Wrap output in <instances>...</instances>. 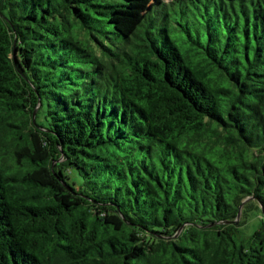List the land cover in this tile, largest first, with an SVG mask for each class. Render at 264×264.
<instances>
[{"label":"trees","instance_id":"obj_1","mask_svg":"<svg viewBox=\"0 0 264 264\" xmlns=\"http://www.w3.org/2000/svg\"><path fill=\"white\" fill-rule=\"evenodd\" d=\"M0 264H264V0H0Z\"/></svg>","mask_w":264,"mask_h":264},{"label":"rangeland","instance_id":"obj_2","mask_svg":"<svg viewBox=\"0 0 264 264\" xmlns=\"http://www.w3.org/2000/svg\"><path fill=\"white\" fill-rule=\"evenodd\" d=\"M170 0H165V2H169Z\"/></svg>","mask_w":264,"mask_h":264},{"label":"water","instance_id":"obj_3","mask_svg":"<svg viewBox=\"0 0 264 264\" xmlns=\"http://www.w3.org/2000/svg\"><path fill=\"white\" fill-rule=\"evenodd\" d=\"M240 215H238V218H239Z\"/></svg>","mask_w":264,"mask_h":264}]
</instances>
